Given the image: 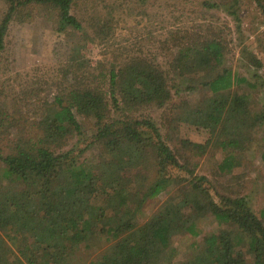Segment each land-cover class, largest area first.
I'll use <instances>...</instances> for the list:
<instances>
[{"label": "trees", "instance_id": "1", "mask_svg": "<svg viewBox=\"0 0 264 264\" xmlns=\"http://www.w3.org/2000/svg\"><path fill=\"white\" fill-rule=\"evenodd\" d=\"M231 1L222 5L234 14L237 0ZM255 1L264 17V0ZM4 2L0 51L13 17L26 20L34 5L57 11V32H83L61 68L64 86L34 105L30 129L14 133L9 151L0 147L5 167L0 176V264H73L70 256L77 248L84 244L93 249L101 239L109 245L88 264H165L171 260L175 236L198 233L201 211L214 217L219 233L205 234L192 253L174 264H264V209L258 216L246 195L215 189L206 176L195 174L197 164L191 161L210 147L229 149L216 167L219 174L232 172L242 162L254 130L264 123V105L253 109L248 104L255 84L222 67L227 44L220 32L200 39L176 38L166 67L139 59L105 69L101 63L92 65L84 53L93 39L71 13L74 0ZM105 19L99 33L110 24V16ZM246 56L261 66L254 53L246 51ZM181 89L204 93L190 113L183 111L187 99L176 102L177 112L172 110L163 121L168 131L163 135L142 109L166 106ZM14 100L0 98V136L27 120L23 101ZM77 115L95 124L92 139L78 155L96 141L103 144L94 171L77 161L73 150L62 151L70 136L83 134ZM182 120L207 129L208 138L202 143L180 138L179 147L172 149L169 133ZM30 130L36 131V138ZM260 157L264 161V149ZM125 158L133 176L120 175ZM151 167L156 177L149 181ZM174 169L183 170L188 190L140 220L143 203L167 186Z\"/></svg>", "mask_w": 264, "mask_h": 264}, {"label": "rangeland", "instance_id": "2", "mask_svg": "<svg viewBox=\"0 0 264 264\" xmlns=\"http://www.w3.org/2000/svg\"><path fill=\"white\" fill-rule=\"evenodd\" d=\"M214 2L220 3V6H212ZM231 3V0H224L223 3L221 0H74L71 13L80 20L83 29L93 39L87 41L84 53L92 65L101 63L105 69L112 66L123 67L139 59L146 64H161L166 67L172 57L176 38L200 39L211 32H220L227 44L222 67L230 68L232 73L239 74L255 84L250 87L248 104L253 109L261 108L264 105V17L255 0H237L234 14H230L222 5ZM6 9L4 0H0V18ZM30 9L31 15L24 21L13 17L5 37L4 49L0 51V98L7 103L13 99L14 102L23 101L25 108L22 110L27 117L24 123L8 129L3 133L4 136H0V147L3 151H9L11 141L16 139L15 132L22 128L30 129L29 118L33 117L31 110L34 105L45 98H52L64 86L61 68L67 62L72 43L78 41L83 32L73 30L59 33L55 26L58 17L55 9H45L37 5ZM109 16L110 24L104 32L99 33L98 26ZM246 51L254 53L260 59L261 66L252 64L246 56ZM202 93L204 91L193 95L186 89H181L166 106L150 105L142 109V112L152 118L165 135L168 131L163 121L167 115H171L172 110L177 112L176 102L183 97L187 99L188 105L183 111L190 113L198 106ZM77 118L83 134L70 136L62 151L73 150V157L94 171V162L99 160L98 155L103 144L96 141L78 155L79 148L88 145L92 139L95 124L90 118L78 115ZM30 132L36 138V131ZM169 134L171 139L167 140V143L172 149L179 147L180 138L202 143L209 136L207 129L187 124L184 120ZM263 136L264 123L254 130L242 162L230 173L219 174L216 167L229 153V149L210 147L199 156H191L189 151H185L186 156H191V161L197 164L196 175L206 176L213 187H218L222 192L246 195L258 216H262L264 209V161L260 157L264 149ZM120 167L124 169H119L120 175L133 176L134 170L129 167L127 158ZM4 169L0 162V176ZM154 170L155 167L150 168L149 181L156 177ZM182 171L172 170V178L167 186L145 200L139 211L140 220L157 212L171 200L175 203L181 190H188L187 181L182 178ZM184 209L190 211L189 208ZM197 230L195 235L184 233L175 236L171 243V260L165 264H174L188 256L192 253L194 244L205 234L219 233V226L211 214L201 211L198 213ZM32 241L33 239L29 241L31 246ZM103 241L99 240L93 249L82 244L70 256L73 264L90 263L109 245ZM18 247V244L12 245L14 250ZM244 256L251 258L249 252H245Z\"/></svg>", "mask_w": 264, "mask_h": 264}]
</instances>
